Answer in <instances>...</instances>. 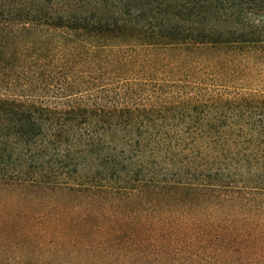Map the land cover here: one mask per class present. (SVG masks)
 <instances>
[{
	"label": "trees",
	"instance_id": "16d2710c",
	"mask_svg": "<svg viewBox=\"0 0 264 264\" xmlns=\"http://www.w3.org/2000/svg\"><path fill=\"white\" fill-rule=\"evenodd\" d=\"M50 242L264 254V0H0V264H53Z\"/></svg>",
	"mask_w": 264,
	"mask_h": 264
},
{
	"label": "rangeland",
	"instance_id": "374dc122",
	"mask_svg": "<svg viewBox=\"0 0 264 264\" xmlns=\"http://www.w3.org/2000/svg\"><path fill=\"white\" fill-rule=\"evenodd\" d=\"M252 99H255V100H252ZM233 100H234V102H237V103L245 102V99L241 96H234ZM220 101H221V99L216 100L217 103H219ZM249 102L251 105V109H249L247 107L245 108V106L242 105L246 109V112L244 115V121H241V124H242L243 128L245 129V131L253 130V129H256L258 127V125H255L254 123H249L250 121L255 122V120L258 119V115H259L260 111L259 110L256 111V109H257L256 108L257 98H251V99H249ZM221 104H222V102H221ZM222 107H221V112H222ZM217 110L219 111V109H217ZM214 112H216V109L214 110ZM208 152H209V150L203 149V154H207ZM253 170H254V172L256 171L257 174L258 173L260 174V170L258 167H254ZM251 172H253V171L251 170ZM51 244H53V243L50 242V244H45V246H42L43 248L40 251H35L32 254V258L36 259L42 255L44 258H47V260L50 263H53V264H57V263L84 264V262H82L80 260V258L84 257L83 253H81L80 257H79L78 252L76 250H74L73 248H68V250H66V251L61 250V249L60 250H52V252H51L50 251L51 248L49 247ZM59 247H60V245H59ZM10 258L12 259V255H10ZM152 259L153 260L151 261L150 264H160V256L158 255V253H155L152 256ZM147 264H149V263H147ZM185 264H188V262H185ZM240 264H264V254H261L259 252L256 253V251L254 250V252L243 256Z\"/></svg>",
	"mask_w": 264,
	"mask_h": 264
}]
</instances>
